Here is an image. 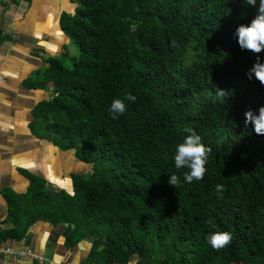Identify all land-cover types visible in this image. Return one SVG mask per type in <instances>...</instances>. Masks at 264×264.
I'll return each mask as SVG.
<instances>
[{"label": "trees", "instance_id": "obj_1", "mask_svg": "<svg viewBox=\"0 0 264 264\" xmlns=\"http://www.w3.org/2000/svg\"><path fill=\"white\" fill-rule=\"evenodd\" d=\"M73 1L75 13L59 16L77 46L72 67L49 56L26 85H52L33 109L32 131L91 170L71 173L69 191L25 171L26 192L5 191L10 226L0 240L25 237L42 220L65 224L67 245L90 240L85 264H127L133 255L134 264H264V136L244 123L246 111L264 106V86L246 75L264 51L241 49L234 35L256 8L244 0ZM116 99L127 111L112 119ZM186 128L211 149L203 179L191 183L174 164ZM214 232L231 233V242L213 250Z\"/></svg>", "mask_w": 264, "mask_h": 264}, {"label": "crops", "instance_id": "obj_2", "mask_svg": "<svg viewBox=\"0 0 264 264\" xmlns=\"http://www.w3.org/2000/svg\"><path fill=\"white\" fill-rule=\"evenodd\" d=\"M76 6L73 0L0 2V230L10 226L5 191L25 193L29 185L25 171L69 191L71 173L91 170L73 150H62L32 131L33 109L51 97L52 85H26L28 78L47 66L49 56L65 54L70 37L60 28L59 16L74 14ZM64 166L70 168L65 176ZM67 232L65 224L54 226L38 220L25 237L0 240V264H85L90 240L67 245ZM23 249H31L43 260L16 254Z\"/></svg>", "mask_w": 264, "mask_h": 264}, {"label": "clouds", "instance_id": "obj_3", "mask_svg": "<svg viewBox=\"0 0 264 264\" xmlns=\"http://www.w3.org/2000/svg\"><path fill=\"white\" fill-rule=\"evenodd\" d=\"M244 2L249 6L255 7L256 14L249 24L239 25L234 35L241 49L258 54L264 51V0H259L258 6L257 0H244ZM246 75L248 79L254 77L264 86V62H261L258 56L256 62ZM219 93L223 98L227 95L223 90H219ZM126 99L128 101H135L136 97L129 94ZM126 111L125 102L116 99L111 103L109 115L112 119H117L119 115H122ZM244 123L245 125L251 124L255 134L264 136V106L259 107L256 113L252 110L246 111L244 113ZM185 132L189 133V135L177 146L174 164L178 170L181 168L189 170L184 174V180L191 183L194 180L200 181L203 179L206 173L205 165L211 149L201 143V137L193 129L186 128ZM167 183L175 187L180 183V178L172 174L169 176ZM216 190L218 193H222L223 186L217 185ZM231 239L232 235L229 232H214L207 237L208 243L216 251L226 247L231 242Z\"/></svg>", "mask_w": 264, "mask_h": 264}, {"label": "rangeland", "instance_id": "obj_4", "mask_svg": "<svg viewBox=\"0 0 264 264\" xmlns=\"http://www.w3.org/2000/svg\"><path fill=\"white\" fill-rule=\"evenodd\" d=\"M64 53L65 54L58 56V57L61 58L63 65L65 67L70 68V67H72L73 62L76 59L75 57L77 56V46H76V43L74 42V40H72V39L69 40V42L66 44ZM77 164L80 165L79 163H77ZM70 165H74V164H70ZM64 169H66V170H64V176H65V175H67V172L70 168H66V166H64ZM83 169L85 170L86 167H83ZM83 169H81V170H83ZM87 170H88V168H87ZM135 260H137V256L133 255L130 258V262L127 264H134Z\"/></svg>", "mask_w": 264, "mask_h": 264}, {"label": "built area", "instance_id": "obj_5", "mask_svg": "<svg viewBox=\"0 0 264 264\" xmlns=\"http://www.w3.org/2000/svg\"><path fill=\"white\" fill-rule=\"evenodd\" d=\"M6 251L7 252H13V249L7 248ZM16 254H18L20 256H27V257H30L31 259H36L39 262H41L43 260V257L41 255L32 251L31 249H23V250L18 251Z\"/></svg>", "mask_w": 264, "mask_h": 264}, {"label": "water", "instance_id": "obj_6", "mask_svg": "<svg viewBox=\"0 0 264 264\" xmlns=\"http://www.w3.org/2000/svg\"><path fill=\"white\" fill-rule=\"evenodd\" d=\"M67 231H69V228H67Z\"/></svg>", "mask_w": 264, "mask_h": 264}]
</instances>
